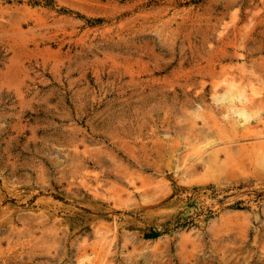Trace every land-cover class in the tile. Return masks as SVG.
<instances>
[{"label":"rangeland","instance_id":"374dc122","mask_svg":"<svg viewBox=\"0 0 264 264\" xmlns=\"http://www.w3.org/2000/svg\"><path fill=\"white\" fill-rule=\"evenodd\" d=\"M263 109L264 0H0V264H264Z\"/></svg>","mask_w":264,"mask_h":264},{"label":"bare ground","instance_id":"6f19581e","mask_svg":"<svg viewBox=\"0 0 264 264\" xmlns=\"http://www.w3.org/2000/svg\"><path fill=\"white\" fill-rule=\"evenodd\" d=\"M226 27V26H225ZM223 28V27H222ZM221 31V30H220ZM220 34V33H219ZM241 47V46H240ZM237 50V49H236ZM238 52V51H237ZM235 53V52H234ZM238 54V53H237ZM236 55V54H235ZM226 56H227V54H226ZM236 56H239V55H236ZM241 56V55H240ZM228 57V56H227ZM231 57H233V56H231ZM243 57V56H242ZM241 58V57H240ZM222 59V58H221ZM232 59V58H231ZM238 60V59H237ZM233 66H231L232 67V69L233 70H231V69H229L228 67V69L230 70H228L229 72H231L232 74L234 73V75H237V74H235V73H237V72H235L234 71V68H235V66H237V64H232ZM234 67V68H233ZM226 68V69H227ZM237 68H239L238 69V71L240 70V68H242V67H237ZM237 68H235V69H237ZM234 71V72H233ZM242 71V70H241ZM223 73H224V71H223ZM227 73V72H226ZM242 73V72H241ZM244 73V72H243ZM213 74V73H212ZM214 74H216V73H214ZM232 74L230 75V76H232ZM239 74H240V71H239ZM224 75H226V85L224 86V85H222V86H224V90L222 89V93H218V92H213V91H216L215 89L212 91V90H210L211 91V95L213 94V98H211L212 100H213V103H214V100H215V102H218V103H221V106H222V104L224 105V104H226V118L228 117V116H230V115H232V117H229V118H231V123H229V125H228V129H232V130H238L239 128L242 130L243 128L245 129V128H247V129H249V125L251 124H253L254 122H258V120L260 119L259 118V116H261V115H259V107L258 108H256V107H253V105H255L256 103L253 101V98H255V97H257V96H259V95H257V93H256V88L257 87H254L253 85H255V84H253L252 85V89H250L249 87H251L250 85L252 84V82H251V84H248L247 83V85L245 86L244 84L242 85V83L240 82V83H238L237 81H236V78H241L242 77V80L243 79H246V78H244V76H241V75H238V76H241V77H236V78H234V77H228L227 76V74H224ZM244 75V74H243ZM216 77V76H215ZM214 77V79H216ZM246 77H248L247 75H246ZM212 78H213V76L211 77V80H212ZM213 79V80H214ZM217 80V79H216ZM216 80L214 81V82H216ZM238 80V79H237ZM242 80H240V81H242ZM221 81H224L223 79L221 80ZM221 81H220V79H219V82H218V80H217V84H220V86H221V84L223 83H221ZM248 81H252V80H250V79H248ZM202 82V81H201ZM200 82V83H201ZM243 82V81H242ZM244 83V82H243ZM255 83V82H254ZM215 85L216 87L218 86V85ZM212 86V85H211ZM214 86V87H215ZM220 86H218V87H220ZM247 86H249L248 88H247ZM255 89H254V88ZM221 88V87H220ZM212 89V88H211ZM217 89V88H216ZM259 89V88H258ZM201 90H202V88H201ZM213 92V93H212ZM261 92V91H260ZM259 91H258V93H260ZM261 94V93H260ZM210 95V96H211ZM255 96V97H254ZM212 97V96H211ZM212 102V101H211ZM259 103H260V101H259ZM220 106V107H221ZM225 106V105H224ZM258 106H260V104H258ZM261 107V106H260ZM263 108V107H262ZM262 108H260V109H262ZM224 110V109H223ZM264 110V109H263ZM223 112H225V110L223 111ZM225 114V113H224ZM228 118V119H229ZM262 119V118H261ZM227 120V119H226ZM264 121H262L261 123H263ZM226 123H227V121H226ZM260 124V123H259ZM256 125H257V123H256ZM262 126H264V124H261ZM222 126H224V125H222ZM253 126V125H252ZM261 126V127H262ZM226 127V126H225ZM256 127V126H255ZM216 128H218V126L216 127ZM223 128V127H222ZM253 128V127H252ZM221 128H219V129H217L218 131L220 130ZM227 129V128H226ZM250 129H251V127H250ZM262 129H264V127H262ZM222 131H225V132H227L224 128H223V130ZM222 131H221V133H222ZM225 132H223V134L225 133ZM261 132L262 131H260L259 130V134L258 135H260L261 134ZM264 132V131H263ZM247 133V132H246ZM227 134V133H226ZM236 134L237 133H234V136L232 137L233 138V140H234V137H235V140H237L236 139ZM222 135V134H221ZM244 136H245V134H243ZM242 135V136H243ZM246 135H248V134H246ZM239 136H240V134H239ZM243 136V137H244ZM261 136V138H262V136L264 137V135H260ZM225 137V136H224ZM223 137V135H222V138H224ZM248 137H251L250 135L248 136ZM213 140L215 139V138H212ZM263 139V138H262ZM224 141H225V138L223 139ZM223 140H222V142H223ZM232 140V139H231ZM207 141V140H206ZM210 141H212V140H210ZM222 142H220L219 143V141H217L216 143H218V144H222ZM214 143H215V141H214ZM224 143V142H223ZM231 143V142H230ZM211 144H213V143H211ZM262 144H263V142H262ZM203 145V144H202ZM231 145H232V143H231ZM234 145V144H233ZM238 145V144H237ZM240 145V144H239ZM226 146V145H225ZM263 146V145H262ZM205 147V146H204ZM208 147H209V145H208ZM208 147H205L206 148V150H207V148ZM219 147H221V146H219ZM223 147V146H222ZM221 147V148H222ZM264 147V146H263ZM201 148V147H200ZM215 148V147H214ZM218 150H219V148H217ZM203 150H205V149H203ZM217 150V151H218ZM261 151H263V150H261ZM207 152V151H206ZM206 152H205V154H206ZM214 153L216 152V151H213ZM219 152V151H218ZM213 153V154H214ZM260 153V152H259ZM204 154V153H203ZM203 154L201 153V155L200 154H198L197 153V157L199 156V157H203ZM213 154H212V156H209L210 158L211 157H213ZM216 154H218L217 152L215 153V155ZM261 154V153H260ZM260 154H259V156H258V158L260 157ZM207 156L209 155V153L208 154H206ZM205 155V156H206ZM210 155H211V153H210ZM261 156H262V154H261ZM196 157V156H195ZM217 157V156H216ZM204 158V157H203ZM208 158V157H207ZM213 158H215V157H213ZM257 158V159H258ZM259 159H261V158H259ZM263 159L264 158H262V161H263ZM208 160V159H207ZM214 160H219L220 161V159L218 158V159H214ZM214 160H212V162L214 161ZM211 161V160H210ZM210 161H208L206 164L207 165H209V164H211L210 163ZM204 162V161H203ZM226 162V161H225ZM225 162H223L222 161V163L223 164H221L220 163V166L219 167H221V165L223 166L224 165V163ZM264 162V161H263ZM214 165V167L217 165H215V164H213ZM211 166L212 165H209L208 167L210 168V171H211V169H213V167L211 168ZM217 167V166H216ZM215 169V168H214ZM209 170V169H208ZM218 170H220V169H217L216 171L215 170H213V172L214 173H216ZM210 173V172H209ZM219 173V172H218ZM210 174H212V176H213V173H210ZM129 182V181H128ZM129 183H131V182H129ZM95 235H97V234H95ZM101 235H102V233H101ZM98 236V235H97ZM101 237V236H100ZM108 242H110V241H108ZM96 243V242H95ZM103 243V242H102ZM98 244V243H97ZM108 244H112V242H110V243H108ZM100 245V244H99ZM110 246V245H109ZM107 249H109V247H107ZM102 250H104V249H102ZM103 253V252H102ZM104 253H107V251H106V249H105V251H104ZM105 255V254H104ZM103 255V256H104ZM88 256V255H87ZM105 257V256H104ZM101 259H103V257L101 258ZM103 260H101V262H102Z\"/></svg>","mask_w":264,"mask_h":264}]
</instances>
